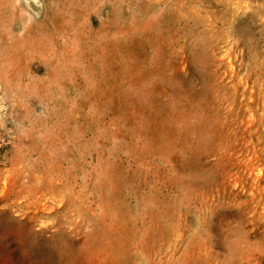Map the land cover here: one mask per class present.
I'll use <instances>...</instances> for the list:
<instances>
[{"label":"rangeland","instance_id":"rangeland-1","mask_svg":"<svg viewBox=\"0 0 264 264\" xmlns=\"http://www.w3.org/2000/svg\"><path fill=\"white\" fill-rule=\"evenodd\" d=\"M0 264H264V0H0Z\"/></svg>","mask_w":264,"mask_h":264}]
</instances>
